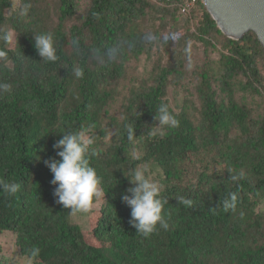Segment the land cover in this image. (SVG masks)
<instances>
[{"label":"trees","instance_id":"1","mask_svg":"<svg viewBox=\"0 0 264 264\" xmlns=\"http://www.w3.org/2000/svg\"><path fill=\"white\" fill-rule=\"evenodd\" d=\"M187 2L89 0L80 21L67 29L78 0L56 1V23L40 0L17 6L0 0V36L13 33L10 41L0 39L7 53L0 58V83L11 86L8 92L0 89V180L21 185L11 196L0 192V233L14 235L19 253L32 262L264 264V210L256 209L264 203V108L253 118L231 88L241 76V88L264 99L258 64L264 49L252 31L240 39L225 35L202 0ZM25 4H30L26 14ZM147 17L151 27L168 18L175 29L163 39L158 30L141 27ZM48 32L59 57L54 63L42 61L35 48L34 36ZM189 39L218 47L219 54L216 70L205 64L197 72V120L181 107L174 110L165 97L168 76L183 72L181 61L164 64L158 58L152 82L121 85L131 59L159 42L176 48ZM76 69L83 70L82 78ZM161 103L179 127L150 136ZM129 123L136 128L134 143L127 138ZM79 129L94 137L97 154L90 155V164L104 196L91 230L94 243L70 220V210L55 202L53 174L43 163L59 159L53 145ZM134 150L139 159L132 158ZM145 165L157 172L153 180L168 201L162 214L169 224L167 229L158 224L147 238L129 224L131 208L122 200L130 195L132 169ZM230 193L237 194L236 208L226 211ZM181 196L192 205L179 204ZM33 247L40 249L35 258Z\"/></svg>","mask_w":264,"mask_h":264},{"label":"clouds","instance_id":"2","mask_svg":"<svg viewBox=\"0 0 264 264\" xmlns=\"http://www.w3.org/2000/svg\"><path fill=\"white\" fill-rule=\"evenodd\" d=\"M29 8L30 4L24 5L25 14ZM0 39L10 41L11 36L5 34L0 36ZM34 40L35 48L42 61L54 63L59 59L52 33L35 35ZM6 57L7 53L0 50V58ZM83 75L82 69L75 70L76 77L82 78ZM10 87L7 83H0V89L3 92H8ZM153 119L158 121V124H154V128L149 132L150 136H155L157 133L164 135L165 129L174 130L179 127L180 123L169 111L168 105L164 103L158 107ZM126 131L129 142L134 143L136 128L133 123L126 126ZM87 133V129L66 132L53 145V148L58 150L56 154L59 159L53 158L43 161L53 174L51 184L55 186L53 189L55 202L65 209H69L72 215L89 212L94 199H98L102 195L100 177L96 169L91 166L89 158L90 155L95 156L97 154L92 148L94 137H90ZM132 158H140L135 150L132 152ZM239 178L238 176L231 177L234 181ZM128 179L132 184V187L127 190L130 195H123L122 200L131 208L129 224L137 230L138 235L145 238L156 231L158 224L167 229L169 224L162 213L164 212V205L168 201L161 197V185L151 178L149 168L146 165L137 166L132 169L131 177ZM20 187L19 183L0 180V192L6 195L11 196L17 193ZM229 195L230 200L224 201L226 211L236 208L237 194L230 193ZM177 201L182 205H192V201L183 196L179 197ZM39 252L38 247H33L30 255L35 258Z\"/></svg>","mask_w":264,"mask_h":264},{"label":"rangeland","instance_id":"3","mask_svg":"<svg viewBox=\"0 0 264 264\" xmlns=\"http://www.w3.org/2000/svg\"><path fill=\"white\" fill-rule=\"evenodd\" d=\"M56 1L57 0H40L42 5L48 6V19L53 23L58 21L57 13L54 8ZM14 2L15 6H17L20 5L21 0H14ZM88 3L89 0H78L76 14L73 18L66 21L67 29L72 24L80 21V18L84 15L88 7ZM9 12L10 11H7V13ZM140 25L144 30L150 29V32L152 33L158 30L159 36L163 39H166L167 35L172 33L175 29L174 23H172L168 18H165L164 21L161 22L157 20L156 26L154 25L151 27L149 17H147L145 21L140 23ZM174 34L175 38H178L181 32L177 30ZM11 36L13 38L12 32ZM159 43L160 45L158 47H153L148 54H142L129 61L126 70V81L122 82L121 85H138L142 82H152L149 74H151L154 63L158 58H160L164 64L168 62L176 63V60L181 61L183 72L173 73L168 76V85L165 97L174 110L179 111V107H181L188 111L189 115L197 120L199 118L198 108L200 105L197 95V84L199 82L197 72L199 71V68L205 64L210 65L212 69L216 70L219 59L218 47H206L203 43L196 42L192 39L179 43L176 48L175 46L167 48L163 42ZM206 49L208 50L206 51ZM258 64L261 74L264 76V58L259 59ZM175 66L180 65L178 64ZM243 81L244 79L241 76H238L232 81L231 88L233 96L239 103H245L252 110L251 116L253 118H257L263 112V95L242 89L240 83ZM212 86L217 90L219 88V84L217 82H213ZM122 88L124 89V87ZM227 93L228 92H226L223 97L226 98ZM219 96L222 97L220 94ZM149 172L152 179L157 174L156 171ZM103 201L104 196L102 193L98 199H95L89 212L70 215V220L80 226L86 240L90 243L95 242L91 235V230L96 223V219L99 215V208ZM256 209L264 210V203L259 204ZM0 243V264H37L32 262L30 258L19 253V248L16 245L14 235L7 232L0 233Z\"/></svg>","mask_w":264,"mask_h":264},{"label":"water","instance_id":"4","mask_svg":"<svg viewBox=\"0 0 264 264\" xmlns=\"http://www.w3.org/2000/svg\"><path fill=\"white\" fill-rule=\"evenodd\" d=\"M217 27L240 39L252 31L264 49V0H202Z\"/></svg>","mask_w":264,"mask_h":264},{"label":"built area","instance_id":"5","mask_svg":"<svg viewBox=\"0 0 264 264\" xmlns=\"http://www.w3.org/2000/svg\"><path fill=\"white\" fill-rule=\"evenodd\" d=\"M197 0H188V2H187V6H189V5H191V4H193V3H195Z\"/></svg>","mask_w":264,"mask_h":264}]
</instances>
